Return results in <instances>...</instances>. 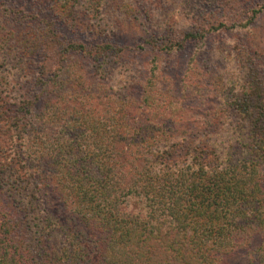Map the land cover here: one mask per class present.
<instances>
[{
  "label": "trees",
  "instance_id": "obj_1",
  "mask_svg": "<svg viewBox=\"0 0 264 264\" xmlns=\"http://www.w3.org/2000/svg\"><path fill=\"white\" fill-rule=\"evenodd\" d=\"M238 7L0 0V264H264L254 57L237 47L203 70L197 48L173 81L114 37L116 18L139 20L152 51L181 54L264 11Z\"/></svg>",
  "mask_w": 264,
  "mask_h": 264
},
{
  "label": "rangeland",
  "instance_id": "obj_2",
  "mask_svg": "<svg viewBox=\"0 0 264 264\" xmlns=\"http://www.w3.org/2000/svg\"><path fill=\"white\" fill-rule=\"evenodd\" d=\"M264 3V0H239L238 11L246 10L243 14L246 16L249 15L247 10L250 6H257ZM139 5V3H138ZM140 6V5H139ZM237 3L235 4V7ZM155 5L151 3V17L156 14ZM232 12V10H231ZM227 14V12L225 13ZM243 17V16H242ZM153 17L151 19H154ZM117 19V18H116ZM114 20L119 29L115 32V40L121 41V44L126 45L130 48H133L138 55H134L136 64L143 66V62L147 61V57L157 56L159 57L158 62L163 63L162 67L166 76L171 78L173 81H176L180 74L185 69L186 63H188V58L194 53V50L197 48V54L194 57L193 61H189L193 66L201 68L203 70L208 66L214 67L222 64L224 52H228L230 55H234L236 52L235 48H240L243 50V53H250V57H254L255 64L257 65L260 73L264 76V11L258 13L256 17L245 27L240 29H221L220 31L208 36L202 42H191L188 43L184 50L181 51V54H172L160 56L159 52H154L151 50L147 44H144L143 40L147 36L148 26H143L141 22H123V20ZM137 46H141L142 49L138 50ZM219 50L218 54L217 51ZM222 50V51H220ZM230 64V62H229ZM145 65V64H144ZM133 70L128 66L124 70ZM124 70H122L124 72ZM116 77L111 78V83L117 85ZM213 100V98H212ZM228 264H246V259L242 256L231 257L228 261Z\"/></svg>",
  "mask_w": 264,
  "mask_h": 264
}]
</instances>
